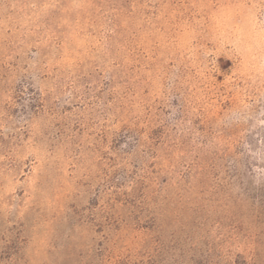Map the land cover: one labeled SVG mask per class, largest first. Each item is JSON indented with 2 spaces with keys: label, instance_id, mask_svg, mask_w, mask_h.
<instances>
[{
  "label": "rangeland",
  "instance_id": "374dc122",
  "mask_svg": "<svg viewBox=\"0 0 264 264\" xmlns=\"http://www.w3.org/2000/svg\"><path fill=\"white\" fill-rule=\"evenodd\" d=\"M0 264H264V0H0Z\"/></svg>",
  "mask_w": 264,
  "mask_h": 264
}]
</instances>
